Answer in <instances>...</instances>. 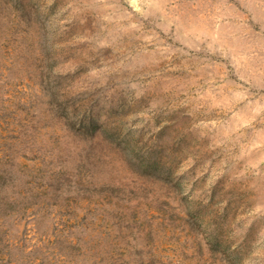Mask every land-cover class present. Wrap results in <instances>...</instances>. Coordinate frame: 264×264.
<instances>
[{
    "label": "rangeland",
    "instance_id": "rangeland-1",
    "mask_svg": "<svg viewBox=\"0 0 264 264\" xmlns=\"http://www.w3.org/2000/svg\"><path fill=\"white\" fill-rule=\"evenodd\" d=\"M0 264H264V0H0Z\"/></svg>",
    "mask_w": 264,
    "mask_h": 264
}]
</instances>
